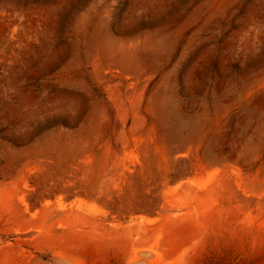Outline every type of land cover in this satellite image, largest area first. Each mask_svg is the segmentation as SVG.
I'll use <instances>...</instances> for the list:
<instances>
[{
	"label": "rangeland",
	"instance_id": "rangeland-1",
	"mask_svg": "<svg viewBox=\"0 0 264 264\" xmlns=\"http://www.w3.org/2000/svg\"><path fill=\"white\" fill-rule=\"evenodd\" d=\"M0 264H264V0H0Z\"/></svg>",
	"mask_w": 264,
	"mask_h": 264
},
{
	"label": "bare ground",
	"instance_id": "bare-ground-1",
	"mask_svg": "<svg viewBox=\"0 0 264 264\" xmlns=\"http://www.w3.org/2000/svg\"><path fill=\"white\" fill-rule=\"evenodd\" d=\"M145 255H146V254H145ZM145 255H144V254H140V255H139V258H140V259H144V258H145Z\"/></svg>",
	"mask_w": 264,
	"mask_h": 264
}]
</instances>
